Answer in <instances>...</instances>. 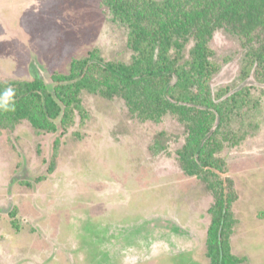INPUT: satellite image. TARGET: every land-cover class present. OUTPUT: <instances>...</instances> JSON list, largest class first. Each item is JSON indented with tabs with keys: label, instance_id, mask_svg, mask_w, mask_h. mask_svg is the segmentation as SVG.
<instances>
[{
	"label": "rangeland",
	"instance_id": "374dc122",
	"mask_svg": "<svg viewBox=\"0 0 264 264\" xmlns=\"http://www.w3.org/2000/svg\"><path fill=\"white\" fill-rule=\"evenodd\" d=\"M126 37L101 0H0V80L49 84L91 50L128 61ZM211 48L232 56L213 93L259 101L231 114L233 133L248 123L219 155L226 171L205 182L181 171L175 150L187 137L176 117L140 122L120 99L82 92L66 130L0 129V264H209V208L224 179L235 195L231 254L264 264V83L239 78L242 51L224 33Z\"/></svg>",
	"mask_w": 264,
	"mask_h": 264
},
{
	"label": "trees",
	"instance_id": "16d2710c",
	"mask_svg": "<svg viewBox=\"0 0 264 264\" xmlns=\"http://www.w3.org/2000/svg\"><path fill=\"white\" fill-rule=\"evenodd\" d=\"M101 1L127 31L129 60L107 62L91 50L71 62L68 74L54 73L49 84L39 75L30 82L0 80V129L25 121L38 134L56 133L66 130L74 111H80L82 92L118 98L140 122L176 117L187 137L175 150L185 175L202 182L221 176L226 171L221 151L244 136L242 122L248 123L241 118L233 133L232 112L237 104L257 106L259 101L242 89L230 96L228 88L213 93L210 82L232 56L217 54L211 42L216 32L237 42L242 51L239 78L254 75L264 83V0ZM213 125L214 132L206 136ZM162 146L156 138L149 150L155 154ZM221 185L209 208L206 257L209 264H244L245 258L230 251L232 182L224 179Z\"/></svg>",
	"mask_w": 264,
	"mask_h": 264
},
{
	"label": "water",
	"instance_id": "95a60500",
	"mask_svg": "<svg viewBox=\"0 0 264 264\" xmlns=\"http://www.w3.org/2000/svg\"><path fill=\"white\" fill-rule=\"evenodd\" d=\"M41 76V75H40ZM42 79V78H41Z\"/></svg>",
	"mask_w": 264,
	"mask_h": 264
}]
</instances>
